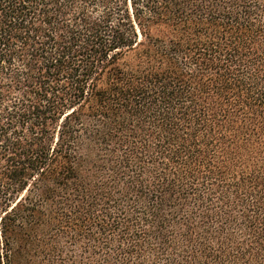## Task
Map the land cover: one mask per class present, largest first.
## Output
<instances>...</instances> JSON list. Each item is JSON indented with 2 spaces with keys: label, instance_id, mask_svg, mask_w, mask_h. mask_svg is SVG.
Wrapping results in <instances>:
<instances>
[{
  "label": "trees",
  "instance_id": "16d2710c",
  "mask_svg": "<svg viewBox=\"0 0 264 264\" xmlns=\"http://www.w3.org/2000/svg\"><path fill=\"white\" fill-rule=\"evenodd\" d=\"M0 264H264V0H0Z\"/></svg>",
  "mask_w": 264,
  "mask_h": 264
}]
</instances>
